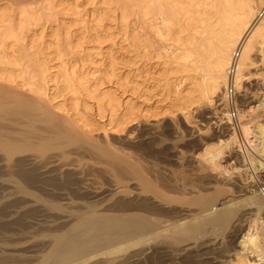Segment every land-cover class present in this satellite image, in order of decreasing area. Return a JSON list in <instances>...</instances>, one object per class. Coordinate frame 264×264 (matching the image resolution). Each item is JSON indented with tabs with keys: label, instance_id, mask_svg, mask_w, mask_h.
<instances>
[{
	"label": "bare ground",
	"instance_id": "1",
	"mask_svg": "<svg viewBox=\"0 0 264 264\" xmlns=\"http://www.w3.org/2000/svg\"><path fill=\"white\" fill-rule=\"evenodd\" d=\"M106 1L100 0L103 4ZM114 2L120 17L118 26L125 34L123 41L133 51L142 53L146 60L143 67L147 57L155 53L160 59L159 78L152 79L158 94L143 99L146 104L141 115L145 120L179 112L186 114L187 110L203 105L213 110V104L223 101L220 96L226 94L229 84L239 90L243 80L249 79L250 66L259 61L264 70V0ZM17 5L0 0V112L14 126L11 134H0V150L7 157L25 151L42 156L48 149L86 142L108 160L107 174L114 178V187L100 204L102 207L92 202L82 210L66 211L68 227L66 224L64 231L49 233L46 253L30 264H143L144 260L146 263L178 260L184 264H252L250 254L257 260L264 259L261 182L255 179V188L248 185L247 178H242L244 168L231 167L235 169L231 174L242 173L239 174L242 182L233 184L237 191L245 190L240 200L221 186L216 188L214 184L211 189L210 182L199 185L182 178L179 183L186 190H179L175 183L151 174L153 171H148L147 165L138 161L140 158L117 154L107 145L91 141L88 132L81 133V129L92 125L93 114L85 116L82 112L89 114L93 106L104 136L109 129L125 130L139 117V104L133 98L139 88L132 80L122 81L118 73L103 66L80 72L76 67V61L84 60L80 55V38L74 37L72 26L78 25L83 32L94 31L98 36L105 27L103 18L116 11L106 5L100 10L94 5L91 12L97 20L84 21L80 26L73 20L67 21L82 11L76 9V4L72 14H68L67 0H33ZM130 17L136 20L135 32L126 30ZM61 32L63 37L59 38ZM115 43L113 38L112 44ZM71 53L69 58L75 63L67 68L69 64L63 56ZM258 75L264 82V71ZM106 81L115 87H105ZM127 86L132 96L123 97ZM117 87L121 93L116 92ZM260 93L258 105L249 108L252 112L243 113L237 108L235 120L230 117L226 99L223 101L219 121L224 118V124L234 121L229 123L231 132L224 139L217 138L211 147H204L200 155L196 154L199 163L210 160L217 166L220 154L238 145L240 137L264 159V120H256L252 126L240 122L256 109H264V91ZM252 156L248 158L255 175V165L264 167V164L256 160L258 156ZM31 171L20 166L17 172L32 181L35 177ZM252 174L247 175L248 179L255 178ZM255 176L258 178V174ZM259 177L264 178V174ZM12 184L17 193L30 196L41 207L43 204L57 212L63 209L58 202L25 190L15 180ZM238 245L241 251L236 250ZM26 261L27 258L8 247L0 249V264H28Z\"/></svg>",
	"mask_w": 264,
	"mask_h": 264
},
{
	"label": "rangeland",
	"instance_id": "2",
	"mask_svg": "<svg viewBox=\"0 0 264 264\" xmlns=\"http://www.w3.org/2000/svg\"><path fill=\"white\" fill-rule=\"evenodd\" d=\"M3 1L8 3L11 2L14 6H18L17 4H25V2L28 4L33 0ZM86 1L87 0H67L66 7L68 9V14H72V10H75L76 4L78 5V8L76 9L82 10L79 15H76V17H65L68 18L67 21L73 20L75 23L81 24L84 21L90 22L97 20L95 18L96 15H93L91 12L94 9V5L99 7L100 10L106 5V7H110L111 10H115L116 12L114 15H109L108 17L103 18L105 27L102 31L98 32V36H95L94 31L83 32L82 28H78V25L72 26V34L74 37L80 38L78 41L82 45L80 55H82L84 60L83 62L76 61V67L80 72L85 69L93 70L94 67L100 66L101 68L103 66L105 70H108L109 72L115 71L118 73L121 76L122 81H125L126 79L132 80V83L137 84V87L139 88L138 95L136 94L135 97H133L139 104V117L133 122H130V124L124 128L125 130L118 131L115 129H109L107 130V136H104L103 129L99 125V119L94 115L95 110L92 103L93 107H91L89 114L82 112L85 116H90L93 113L90 116L92 125L89 126L88 129H81V131L83 130L82 132L79 131L82 134L84 132L87 134L86 132H88L87 135H89L91 141L107 145L117 154H127L128 157L131 158L133 156L136 160L140 158L138 161L144 163L145 166L147 165L148 171H153L151 174L155 173L154 175L160 178L162 177L163 179H161L167 183H175L177 187H180L179 190L185 189L181 187L182 183L181 185L179 183V180L182 181V178H185L188 181L191 180V183L199 185L203 184V182H210L211 185H213L211 186V189L214 187V184L215 186L217 185L216 188L221 186V188L228 191L227 193L229 195L240 200V196L243 197L245 190L237 191V189L234 188L235 186L233 184L236 181L239 183L240 181L242 182L240 176L242 173H237L238 171L236 170V173L234 172L231 174L232 171H235V169L231 168L234 166H240L245 169L242 171L245 172L243 173L244 175L242 174V178L243 176L247 178L246 181H248V185L253 184V188L257 187L254 185V183H257L255 179H258L259 182L264 185V178L259 177V175L261 176L264 174V169H262L264 167L259 166L258 163L255 165L256 171L258 172L255 171V173L258 174V178H256V174H252L253 167L249 162L248 155L252 156L254 154L252 156L254 158H257L258 156L256 160H260L263 164L264 159L261 155L260 157L255 153L254 150L250 148L247 141L241 137L239 138L238 145L236 144L233 148L226 149L227 151L229 149L230 152L228 151L227 153L226 150H224V154H220L221 157H219L220 155L218 156L220 159L216 158V160L219 159V166L213 165V161L211 162L210 160L209 162L204 161V163H199L197 155L201 154L200 152L203 151L202 149L204 147H211V145L215 144L217 138L224 139L227 137L226 135L231 132L230 124L234 121L227 122L228 124H224L226 118L220 120L221 122L219 121L220 116H222V111L220 109L223 108V101L226 99V94L224 96L220 94V98L223 99V101L220 100L219 102L217 101L218 103L216 102V104H213V110L210 108L212 111L203 105L187 110L185 112L186 114L179 112L175 115L153 116L148 117L147 120L143 119L141 114L142 109L144 108L143 105L146 104L143 102L153 94H158L157 89H153V80L159 78L158 74L160 68H158V63L160 59L157 55L155 56V53L154 56L147 57V64L143 67L146 60L144 61L142 53L140 54V51H138V53L133 51L128 46L127 42L123 41L125 34H123L122 29L118 26L120 17L114 0H107L110 3L106 1V4L101 3L100 0H93L94 2ZM128 20L130 21V24L126 30L128 32H131V30L132 32L138 30V28H135L137 27L135 26L137 24L135 18L130 17ZM61 37H63L62 32L59 33V38ZM113 38L116 41L115 44H112ZM97 52H100V54H97ZM71 56L72 53L63 56L69 64L67 68L70 64L75 63L72 58H69ZM262 67L263 64L259 61L250 66L251 75L249 79H244L239 90H235L237 95L236 108L241 109L243 113H246L247 111L252 112L249 109L250 106H257V99L262 98L260 97V92L264 91V82L258 75L259 72L264 71ZM104 85L105 87H111V85L114 84H110V82L106 81ZM112 87H115V85ZM117 88H115L116 92L121 93V90L119 88L117 90ZM126 88L123 97L132 96L130 93L131 91L128 90V86ZM120 95L122 96V94ZM134 112L137 113L138 111L135 109ZM8 119L7 115L5 116L3 112H0V134H11L13 132L14 126ZM256 120H264V109H256L251 116L244 117L240 122L252 126ZM217 121L219 122L217 123ZM249 137L250 139H253L252 135H249ZM144 148L147 150L145 151ZM42 154L43 155L41 156V154L35 151H25L7 157L0 150V249L8 247L14 252L23 255L27 258L28 261H26V263L28 264L34 262L35 258L38 259L41 255L46 253L49 246V241H47L49 240V233L64 231L68 227L69 220L66 218L65 214L70 212V210L75 211L77 208L82 210L88 203L92 204V202L93 204L97 203L100 206L98 208H101L102 205L100 204L105 202L114 187L112 186L114 185L112 174H107L110 172L108 170V160L98 152L94 151L86 142L68 144L60 149H48ZM46 157H48V159H46ZM45 160H49L48 163H45ZM148 165H151L152 167ZM20 166L28 172L32 170L31 173L35 177L34 180L29 181L25 176L23 177L19 174L17 171ZM249 174H252V177H255L252 178L254 181L250 179L251 177L248 179L247 175ZM203 175L205 177H203ZM228 176H230V178H228ZM171 179L173 180L172 183L170 181ZM13 180L17 181L27 191L33 192L44 199L56 203L58 202V204L62 205L65 210L62 209L59 210V212H57L58 210L53 211V209L43 204L41 207V205L29 198L30 196L27 197V195L17 193L15 188L12 189ZM100 192L101 194H99ZM240 203L241 201L239 204ZM74 207H76V209ZM248 224L249 222L244 226V231L247 229ZM244 231H242V233ZM241 236L242 234L238 237L237 242H239ZM236 250L241 251V245H238V247L236 246ZM250 255L248 257L252 259V264H264V259L257 260V258H254L255 256L253 254ZM141 262H143V264H148L149 260L147 263L146 260ZM149 263L182 264L183 262L178 260H175V262L174 260H165L162 263Z\"/></svg>",
	"mask_w": 264,
	"mask_h": 264
},
{
	"label": "built area",
	"instance_id": "3",
	"mask_svg": "<svg viewBox=\"0 0 264 264\" xmlns=\"http://www.w3.org/2000/svg\"><path fill=\"white\" fill-rule=\"evenodd\" d=\"M232 73V67L230 68L229 74ZM226 102L228 105V111L230 113V117L235 120L237 116V95L235 93V89L231 84L228 85V89L226 91ZM235 124H233L234 126ZM260 193L262 197H264V185L260 184L259 186Z\"/></svg>",
	"mask_w": 264,
	"mask_h": 264
}]
</instances>
